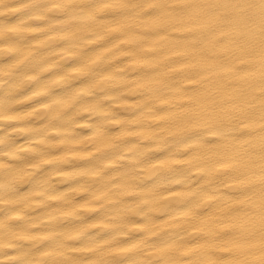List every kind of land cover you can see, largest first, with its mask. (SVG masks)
I'll return each instance as SVG.
<instances>
[{"label": "clouds", "instance_id": "clouds-1", "mask_svg": "<svg viewBox=\"0 0 264 264\" xmlns=\"http://www.w3.org/2000/svg\"><path fill=\"white\" fill-rule=\"evenodd\" d=\"M0 264H264V0H0Z\"/></svg>", "mask_w": 264, "mask_h": 264}]
</instances>
